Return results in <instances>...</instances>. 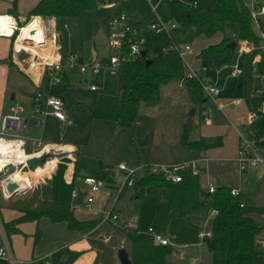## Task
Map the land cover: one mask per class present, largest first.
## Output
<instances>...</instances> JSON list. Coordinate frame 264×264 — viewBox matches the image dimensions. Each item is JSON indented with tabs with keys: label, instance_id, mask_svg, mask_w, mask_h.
Instances as JSON below:
<instances>
[{
	"label": "rangeland",
	"instance_id": "rangeland-1",
	"mask_svg": "<svg viewBox=\"0 0 264 264\" xmlns=\"http://www.w3.org/2000/svg\"><path fill=\"white\" fill-rule=\"evenodd\" d=\"M208 1L199 0V4H206ZM35 2L36 0H0V11L4 10L7 5H11L7 7V10L15 14L27 16L41 14L31 13V8ZM118 10H123L134 20H141L145 24L149 23L151 19L156 18V14L147 0H123L121 5L117 4L112 8L99 6V8L85 10L80 16L61 17L58 19V25L62 31L63 63L65 64V61H67V54L70 52H74L84 62L94 57L95 54L107 56L110 50L106 43L96 44L94 35L101 18ZM157 13L163 18L167 17L169 15L168 6L161 4L157 8ZM64 24H66L65 27ZM104 31H107L106 26H104ZM235 31L233 32L234 34H236ZM179 33L176 32V34ZM220 36V32L207 37L203 34L195 33L193 29H189L185 33L184 40L182 39L181 41L190 43L194 49V53H189L184 56L186 63L195 69L199 76L216 82L219 87L223 86L219 96L226 102L225 114L221 111L216 113L217 110L215 109L216 116L214 123L205 125L200 119V108L197 102H193L190 96H188L186 87L184 85L180 86L178 84L179 81L173 78L161 86L160 100L154 104L155 106L143 101L139 103L136 123L132 127L126 128L124 126L128 132V138L123 143L121 138L118 137L119 148L116 152L117 154L121 153V156H118L119 158L116 162L121 158L122 160L120 161L122 162L119 163H127L133 167L138 165L170 166L169 169H176L180 165L186 166L189 162L198 161L199 166L202 168L205 165L204 158H208L210 161L226 167L225 170L216 176L210 177V180L215 185H224L236 189L251 198L257 206L264 208V180L262 173L259 169H248L245 172H240L238 163L233 159V140L226 138L224 143L223 156L227 157H219V153H207V148L188 149L180 141L183 131L186 133L188 139L192 140V138L199 137L208 129L223 134L225 137H234L236 129L233 127V123L241 127L239 123L247 120L248 110L245 104V97L250 95L252 86L258 82V78L254 72L249 73L251 68L250 54H244L245 71L237 76L230 77L225 76V72H222L223 77H219L216 74L217 67L224 65V53L215 54L213 61L211 63H204V67L201 64L203 60L199 57L197 59L195 58L196 52L200 51L207 44L216 42ZM234 39L236 41L240 40L237 35ZM10 51V40L0 36V59H4L6 57L4 55H8ZM16 57L17 62L11 54L7 59L10 65L16 67V71L12 70L9 75L10 87L13 88V86L17 85L18 88H22L25 83H27V87L24 92L11 90L9 96L7 94V100L10 101V96L16 92V99L13 103L22 107L23 115L30 116L28 125H31V127L36 126L37 120L35 118L37 117L32 113V99L30 96L39 88L44 91L48 90L49 77L47 73L43 74L38 88L33 77L28 74L26 67L21 64L32 61L31 53L21 52ZM64 70L66 73V84L53 86V89L59 91L63 99H65L68 105V111L71 114L72 122L62 130L64 137L62 140H68V134H70L74 136L75 141H82L83 136L87 134L86 118L91 117L92 114L89 111L83 112L77 106L81 101H92L95 95V91L89 90L87 85L89 83H96L100 91L114 93L117 90L116 75L103 70L100 72L102 80L99 81L97 80V75H93L90 72H81L78 68L72 70L66 66ZM234 98H240L243 101L240 105L234 106L232 103L230 104V99ZM207 105H213L212 99L207 101ZM189 117L193 125L187 129L186 123ZM28 130H30L29 127H23L21 131L22 135L26 136ZM35 131L30 130V133H35L36 135ZM138 133L143 134L138 136ZM146 134L149 136V143L140 146L138 138ZM221 146L222 144H214L211 148L215 150ZM84 163L83 159L79 162V170L85 166L91 167L89 164L85 165ZM115 166L110 168L105 179L114 178ZM45 168L49 170L50 165L45 166ZM203 171H201L202 176H204ZM89 173L91 176H94L92 175L94 174L93 171ZM141 174V171H139L137 177H140ZM3 176L0 173V179ZM46 180L45 178L39 177L37 184L32 190L24 195L14 196L13 201L23 196L27 198L32 196L38 197L37 190ZM105 181L108 182L110 180ZM101 189L110 194L112 205L118 198L116 190L113 187H102ZM131 194L132 188H128L125 190L124 195L117 200L115 212L118 219L102 221L99 227L89 236L79 239L76 246L71 248L70 252L65 251L68 261L66 259L64 263H70L73 257H75V261L73 260L74 262L72 261V264H111L110 246L120 242L121 238L126 240V237L123 235L124 232L121 229L141 233L146 232L148 228H152L155 233L163 234L170 241V250L166 253L165 264H220V262L217 263V259L219 258L218 254L210 251L204 241L206 238L199 235L204 227L208 228L211 226V218H209L210 212L203 214L200 219H197V216L192 218L198 228L176 218L166 221L168 200L170 197L169 189L158 188L153 196L145 193V196L140 198H132ZM2 198L0 195V207L4 204ZM21 201L22 199L19 200L20 204H22ZM106 211H103L104 215ZM254 217L257 221L264 224V214H256ZM262 235L263 230L258 235V238ZM127 243L126 240L125 246L129 250L131 247ZM41 250L38 249V252H42ZM57 257H59L58 254H55L50 259L51 261H55ZM17 260L22 261L21 259ZM31 262L32 260L28 262L23 261L24 264H30ZM8 263L11 264L9 261ZM37 264H40V262Z\"/></svg>",
	"mask_w": 264,
	"mask_h": 264
},
{
	"label": "trees",
	"instance_id": "trees-1",
	"mask_svg": "<svg viewBox=\"0 0 264 264\" xmlns=\"http://www.w3.org/2000/svg\"><path fill=\"white\" fill-rule=\"evenodd\" d=\"M193 1L170 0L167 6L169 15L178 23L181 34L189 29L207 37L221 33L216 42L207 44L195 54L203 60V64L211 63L213 56L222 52L225 55L224 64L229 65L233 60L234 50L227 44L236 35L240 39L258 42V37L252 29L250 12L242 0H209L206 4H199V0L193 4ZM98 4L99 0H36L31 13L56 16L58 19L74 17L80 16L85 10L98 8ZM234 30L236 34L233 33ZM171 42L172 39L165 32H148L143 46L145 53L121 64L116 74V92H103L98 89L92 101H81L77 108L89 111L96 118L113 120L120 126L132 127L136 123L139 103H158L161 86L173 78L183 79V85L191 100L197 102L200 108L205 98L200 81L185 75L182 59L176 50H162V47L169 46ZM256 51L257 49H254L253 53ZM147 59L151 61L146 63ZM259 70L264 71V57L261 59ZM262 99L264 93L260 96L251 95L246 101L250 112L254 114L249 124L252 135L258 148L264 152ZM186 128L189 129V126ZM180 141L188 149H205L220 144L221 137L217 136L214 143L206 146L205 137L190 140L183 131ZM149 169L150 166L147 165L136 180L132 187V197L140 198L145 196V193L153 196L158 188H167L170 197L166 221L176 218L197 228L192 218L216 210L209 227L212 235L204 241L210 251L219 255L220 264H264V243L258 238L264 224L254 217L256 214H264L263 207L257 206L251 198L242 193L233 196L232 188L224 185L216 186L213 193H208L201 185L198 175L193 174L188 167L171 168L168 173L150 172ZM62 173L63 166L58 165L51 178L38 188V197L23 196L10 203V206L17 208L22 214L4 225L7 237L19 231L16 227L18 223L37 221L41 217H47L51 222H65L69 230H76L81 234L96 226L97 219L81 221L74 215L71 193L78 188L74 180L66 183ZM76 174L78 173L75 172ZM172 175L179 176L180 180L173 181ZM21 199L22 204L19 202ZM38 236L37 232L35 240ZM126 238L131 246V264H165L170 245L155 244L146 232L128 230Z\"/></svg>",
	"mask_w": 264,
	"mask_h": 264
},
{
	"label": "built area",
	"instance_id": "built-area-1",
	"mask_svg": "<svg viewBox=\"0 0 264 264\" xmlns=\"http://www.w3.org/2000/svg\"><path fill=\"white\" fill-rule=\"evenodd\" d=\"M147 1L156 14V18L151 19L147 24L143 23L141 20H134L123 10H118L107 15L106 22L103 25V28L104 26L107 27V31H105L107 36L106 45L110 50V53L107 56L95 54L94 57H91L87 62H84L82 59L78 58L74 52H70L67 54V61H65V64L63 63L64 56L62 53V31L58 25L59 21L56 16H46L44 14H31L30 16L15 14L7 10V7H10L11 5H7L4 10L0 11L1 15H6V23L10 29L9 31L5 30L7 28L0 30V36L7 37L11 40V55L13 59L16 61V55L21 52H30L32 61L28 62H42L40 72L37 75L32 74V72L27 68L28 74L33 77L37 86L40 85V80L43 74H48V90L43 91L39 89L35 92L33 97L32 111L34 115L36 114V117L41 116L43 118L44 116L52 115L63 124L70 123V119L66 113L64 100L52 91L53 85L58 84L62 80V73L65 72L64 67L67 66L72 70L78 68L81 72H90L93 75H97V77L101 76L100 72L103 70L116 75L124 61L141 55V51L146 40V34L148 32L167 33V35L172 39V42L169 46L162 47V50L165 52H168L170 49L176 50L182 59L185 75L197 78L200 81L205 98L212 99L216 108H222V104L216 100V96L221 92L223 86L219 87L216 82L199 76L196 70L191 68L186 63L184 56L186 54L193 53L194 49L190 43L181 41L182 39L179 34H176V32H180L179 25L173 17L168 15L163 18L157 13V8L161 4L167 5L170 0ZM242 1L250 12L252 29L258 37V42L253 43L252 41L246 39L236 41L233 60L229 63V65L224 64L218 66L216 74L219 77L224 76L222 72H225V76L227 77L241 74L244 68V54H252L251 72H254L258 78V84L252 86L251 95L260 96L264 93V71L259 70L261 59L264 57V0ZM122 2L123 0H99L98 8L99 6L112 8L117 4L121 5ZM192 3L196 4V0ZM36 18L38 23L35 26H37L39 31L43 34V38L38 42L36 38H32L35 34H37L36 32H38L36 28L30 29L29 31L32 33L26 34L27 36L25 38H20L22 29L30 21ZM65 26L66 24H64V27ZM17 41H21L23 43L20 48H16ZM254 49H257L255 53H253ZM201 64L204 67L205 64ZM178 84L182 86L184 84L183 79L179 78ZM87 88L89 90H98L96 83H89ZM230 102L236 105L240 102V98L230 99ZM261 108H264V99L261 101ZM199 114L203 121L211 122L214 117V108L204 103L200 107ZM41 117L38 118L41 119ZM253 118V112H249L247 121L237 129L238 144L235 160L238 163L240 172H245L248 169H259L264 180V152L258 148L256 139L252 135V128L249 126ZM26 125L27 116L22 114L21 107L18 104H14L11 107L10 112L5 114L0 122V139L4 140V143L7 142V144H11V146H15L22 153H26V157L24 159L17 160V157L13 156L11 152L6 155L0 152V173L4 175L3 178L0 179V194L5 199H7L10 195V192L8 191L10 183L14 182L11 178L12 173L17 170L28 171L29 174H31L32 183H29L28 187L25 188L32 190L36 185V179L33 176L32 170L36 169L37 166H45L48 159L52 157L56 158L57 154L63 151V148L59 147V144L58 146H54V144L46 143L38 138L34 146H30L31 153L28 154L25 147L27 140L21 133L23 127ZM42 155L47 156L44 162L33 166V168L28 167L27 161L31 157H40ZM204 161L205 165L202 168L199 166L198 161L189 162L185 167L190 168L193 174L198 175L201 185L208 193H213L217 185L210 180L211 176L206 170V164L210 160L208 158H204ZM8 166L12 167L11 171L7 169ZM146 166L147 165H138L133 167L127 163H119L115 166V176L110 179V181L107 182L103 179L86 175L83 177V183L88 186L90 192L99 191L102 187H106L110 184L116 190L118 197L126 189L134 186L136 180L139 178L137 177L138 172L141 171V173H143ZM169 167L150 166L149 171H164L168 173ZM179 167H184V165H180ZM202 170H204V176H202ZM53 171L54 169L50 173H44L42 175L48 177ZM172 179L173 181H179L180 177L172 175ZM77 193V190L72 191L71 195L73 201L76 198ZM239 193L240 192L238 190L231 189V194L233 196H237ZM92 202L93 197L91 195L85 196L83 200L85 208L90 209ZM242 205L243 204H241V206ZM215 214L216 210H211L209 218L212 219ZM104 217L105 219L115 220L117 215L112 213L110 208L107 209ZM146 233L152 237L155 244L170 245L168 237L163 234L155 233L152 228H148ZM199 235L203 238H209L212 233L209 228H205L200 231ZM0 257L10 260L12 263L18 262L13 258L7 241H4L3 245L0 247ZM21 262L22 261H19V263ZM34 262L35 261H32L30 264H34ZM44 262L45 264H50V262L46 259Z\"/></svg>",
	"mask_w": 264,
	"mask_h": 264
},
{
	"label": "crops",
	"instance_id": "crops-1",
	"mask_svg": "<svg viewBox=\"0 0 264 264\" xmlns=\"http://www.w3.org/2000/svg\"><path fill=\"white\" fill-rule=\"evenodd\" d=\"M185 33L184 34H181V32L179 33L180 38L183 40H184ZM3 38H7V37H3ZM18 45L19 44L16 43V47H18ZM9 54H11V51ZM9 54L4 55L6 56L4 59H0V69H1L0 122H1L2 117L8 112H10L11 107L14 105L13 101L16 99V92H14L13 95L10 96V101H8L7 99L10 94L9 92L11 90H17L19 92H24L27 87V83H25L22 86V88H18L17 85L13 86V88L10 87L11 85L9 83V75L12 70L16 71V67L10 65L9 62H7ZM195 58L197 59L198 56L195 55ZM21 64L26 67V70L28 68V70L31 71L32 74L34 75L39 74L40 65L38 62H24ZM250 65H251V58H250ZM243 67H244V56H243ZM243 71H245V68H243ZM249 73L251 74V68H250ZM65 74L66 73L63 72L62 77L65 76ZM99 78L100 79H98L97 77V80L101 81V76ZM175 79L179 81L178 78H175ZM65 84H66V79L64 77V79H62L58 84H55V85H65ZM256 84H258V82ZM37 87L39 88V86ZM52 91L58 94L63 99V97L61 96V93L57 90H54L53 87H52ZM92 91H96V90H92ZM35 92H33L32 95L30 96L32 101H33ZM219 95L220 93L216 96V100L222 104V108L220 109L216 108L213 102L212 107L214 108V117L212 121L205 122L200 117V119L204 122L205 125H211L214 123L215 121L214 119L216 116L215 109L217 110L216 113L218 111H221L222 113L225 114L224 109L226 106L225 105L226 102H224L223 98H221ZM249 96H251V93ZM247 97H245V104L248 110V113H247V119H248V114L250 110H249V107L246 101ZM63 100L65 102V99ZM208 100L209 98L206 99L204 103L207 104ZM32 101H31V105H32ZM242 101L243 99H240V102L238 104L236 105L233 104V105L234 106L240 105ZM65 105H66V113L71 123L72 122L71 114L68 111L69 109H68V105L66 104V102H65ZM21 112L23 113L22 107H21ZM38 117H41V116H38ZM29 118L30 116H27L26 127H29L30 130H36L35 131L36 135L35 133H30V130H28L26 136L24 135L26 137V140H29V146H34V144L36 143V140L40 138L42 141L46 143L54 144V146H58L59 144V147L63 148L62 149L63 151L59 152L56 156V164H55L54 171L52 172V174H50V176L48 177L43 176V175L36 176L35 178L36 184H37V181L39 180V177L45 178L47 180L50 179L53 173L55 172V170L57 169V166L62 165L63 166V173H62L63 180L66 183H70L72 180H74L78 188L77 190L81 191L83 194V199L80 204H74V201H73L72 207H73L74 215L76 216L78 220L86 221V220H91V219H97L98 223L89 232L81 234L76 230H69L65 222H51L49 218L41 217L37 221H23V222L18 223L16 227L19 229V231L7 237L4 225L20 217L22 213L17 208L10 206L11 202L16 201V199L13 201L14 197L10 199L2 198L4 204L0 207V247L3 245L4 241H7L13 258L15 260L21 259L22 262L19 263V260H17L18 261L17 263H12L10 260L0 257V263L9 264L8 263L9 261L11 264H24L23 261L28 262L32 260V261H35L34 264H37L39 262L40 264H45L44 261L46 259L50 262V264H66L64 263L67 259L65 251L70 252L71 248H74L76 246V243L78 242L79 239L89 236L93 231H95L97 227H99L102 221L104 220L113 221L112 219H105L103 211L111 208L112 213L116 214L115 212L116 202L122 195H124L125 191L122 194H120L117 200H115L114 203L111 205L110 194L103 189L96 191V192H90L88 189V186L83 183V177L86 175L91 176L89 172L93 171L94 174L92 175H94V177L100 178V179L102 178L103 180H110V179H105L108 175L107 172H109L110 168L114 167L117 163L122 162L120 161L122 160L121 158L119 161L116 162V160L119 158L118 156H121V153L117 154L116 151L119 148L118 137L121 138L123 143H124V140L128 138L127 137L128 132L126 130L127 127L125 128L124 126L118 125L116 121L96 118L93 115H91V117L89 116V118H86L87 134L83 136L82 141H75L74 136L70 134H68V137H69L68 140H62V138L64 139L62 130L65 127H67V125H69L70 123L63 124L60 120H58L54 116L47 115V116H44L43 118L41 117V119L35 118L37 120V124L36 126L31 127V125H28ZM246 121L240 122L239 124L242 125ZM233 125H234L233 127H235L236 129V134L234 137L232 136L225 137L223 134H219L216 131H211L208 129L206 132H204L199 137L192 138V140H198L201 137L206 138L208 136H215L217 140V136L221 137L220 144H222V146L219 149H215V150L209 147V149L207 148V153H211V154L219 153V157H227V156H223L224 148H225L224 143L226 141V138L231 139L233 140V144H232V149H233L232 151H233V156H234L233 159L235 160V156L237 152V144H238L237 129L239 128V126H237L238 124L236 123H233ZM138 134H139L138 136H141V134L143 133H138ZM66 146H68V148H66ZM82 159L85 162L84 163L85 165L89 164L91 167L89 168L88 166H85L84 168L79 170V162ZM176 164H182V163H176ZM176 164H173V165H176ZM67 166H70L71 168L69 177H67L66 175ZM74 171L77 172L78 174L75 175ZM109 187H112V186L110 184L106 186V188H109ZM88 195H91L93 197V202L91 204L92 207L90 209L85 208L84 203H83L85 196H88ZM132 198H135V197H132ZM201 217L202 215L200 214L197 215V219H200ZM117 219H118V216L115 220ZM121 230H123L124 232L123 235L126 237L127 230L125 229H121ZM37 232L39 236H38V239L35 240V236L37 235ZM48 234H49V237H48ZM259 239L261 240L262 243H264V235H262ZM126 240L121 238L120 242H118L115 245L112 244L110 246V256L112 260L111 264H120V261L118 258V251L122 247L124 248L126 247L125 246ZM127 244H129V242ZM129 247H131L130 244H129ZM38 249H42L41 250L42 252H38ZM126 250L130 256L131 248L128 250V248L126 247ZM55 254H58L59 257H57L55 261L53 260L51 261L50 258L53 257V255ZM73 260L75 261V257H73ZM73 260H71L70 263L68 262V264H72ZM219 262H220V259L218 258L217 263Z\"/></svg>",
	"mask_w": 264,
	"mask_h": 264
},
{
	"label": "water",
	"instance_id": "water-1",
	"mask_svg": "<svg viewBox=\"0 0 264 264\" xmlns=\"http://www.w3.org/2000/svg\"><path fill=\"white\" fill-rule=\"evenodd\" d=\"M106 19H107V15H105V16H103L101 18L100 24H99V26H98V28H97V30L95 32L94 41H95L96 44L106 43V41H107V36H106V33L104 31V28H103V25L106 22ZM227 45L232 50H234L235 45H236V40L232 39L230 42H228ZM144 53H145V50L142 49L141 54H144ZM150 61H151L150 59H147L146 63H149ZM98 79H100V78L98 77ZM205 100H206V98L203 99V102ZM186 124H187V126H192L193 125V122L190 119V117L188 118V121H187ZM215 141H216V137L215 136H208V137L205 138L206 146H209V144H212ZM148 142H149L148 134H146L145 136H143L141 138H138V143L140 144V146H143V144H147ZM25 147H26V152L28 154H30L31 153V149H30V146H29V140L26 141V146ZM46 158H47L46 155H42L40 157H31L27 161L28 167L29 168H33V166L44 162L46 160ZM7 169L9 171H11L12 167L8 166ZM225 169H226V167L220 166L214 161H208L207 164H206L207 173L211 177L216 176L218 173H220L221 171H223ZM17 189H18V187H17L16 183L11 182L9 187H8V191L10 192V195H9L8 199H10V198H12V197H14L16 195H24V194L28 193L31 190L29 188H27V189L25 188V189H22V190H17ZM82 199H83V194H82L81 191H78L77 196L74 199V204H80L82 202ZM118 258H119L120 264H131V259H130L129 253L127 252V250L125 248L119 249Z\"/></svg>",
	"mask_w": 264,
	"mask_h": 264
},
{
	"label": "bare ground",
	"instance_id": "bare-ground-1",
	"mask_svg": "<svg viewBox=\"0 0 264 264\" xmlns=\"http://www.w3.org/2000/svg\"><path fill=\"white\" fill-rule=\"evenodd\" d=\"M5 18H6V15H1L0 14V30H2L4 28H7L5 30L9 31L10 29H9L7 23H6V19ZM37 23H38L37 18L32 20V21H30L22 29V32L20 34V38H25L27 36L26 34H31L32 33V32L29 31L30 29H35L36 28L38 30V32H36L37 34H35V36H33L32 38H36L37 42L40 41L43 38V34H41V32L39 31V28L37 26H35ZM16 43L19 44L18 47H16V48H20L21 44H23L21 41H17ZM24 45H26V44H24ZM38 63H39L40 68H41L42 62H38ZM66 148H68V146H66ZM0 152L2 154H5V155L7 153L11 152L13 154V156L17 157V160H21V159H24L26 157V153H22L15 146H11V144H7V142L4 143V140H2V139H0ZM55 164H56V158L52 157V158L48 159L47 163L45 164V166L50 165V169L49 170H46L45 166H37L36 169L32 170L34 178H36V176L42 175L44 173H50L54 169ZM70 170H71L70 166H67V168H66V175H68L67 177L70 176ZM40 172H42V173H40ZM11 178L16 183V185L18 186L19 190H22L25 187H28V184L32 183L31 174H29V172L25 171V170H17V171H15L14 173H12Z\"/></svg>",
	"mask_w": 264,
	"mask_h": 264
}]
</instances>
